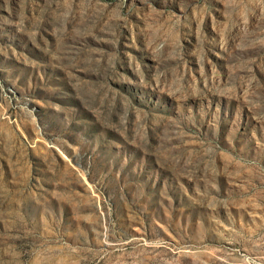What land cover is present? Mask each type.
<instances>
[{"label": "rangeland", "instance_id": "1", "mask_svg": "<svg viewBox=\"0 0 264 264\" xmlns=\"http://www.w3.org/2000/svg\"><path fill=\"white\" fill-rule=\"evenodd\" d=\"M0 264H264V0H0Z\"/></svg>", "mask_w": 264, "mask_h": 264}]
</instances>
